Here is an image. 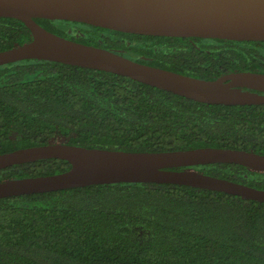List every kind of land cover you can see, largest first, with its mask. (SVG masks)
I'll return each mask as SVG.
<instances>
[{
  "label": "trees",
  "instance_id": "trees-1",
  "mask_svg": "<svg viewBox=\"0 0 264 264\" xmlns=\"http://www.w3.org/2000/svg\"><path fill=\"white\" fill-rule=\"evenodd\" d=\"M35 20L66 38L194 77L264 72V41ZM31 36L22 21L0 17V51ZM59 140L126 151L224 147L264 153V103L200 102L58 61L0 65V154ZM70 167L65 159H40L0 169V181ZM195 168L264 189V172L241 164ZM0 264H264V202L165 182L99 183L2 197Z\"/></svg>",
  "mask_w": 264,
  "mask_h": 264
},
{
  "label": "water",
  "instance_id": "water-1",
  "mask_svg": "<svg viewBox=\"0 0 264 264\" xmlns=\"http://www.w3.org/2000/svg\"><path fill=\"white\" fill-rule=\"evenodd\" d=\"M0 17L22 21L32 35L23 44L1 50L0 65L25 59L58 61L128 76L200 102L264 103V72L234 71L214 79L194 77L66 38L35 20H69L146 35L264 41V0H0ZM48 158L65 159L71 167L60 173L2 180L0 198L99 183L165 182L264 202V189L195 168L236 163L264 172V153L240 148L126 151L59 140L1 153L0 169Z\"/></svg>",
  "mask_w": 264,
  "mask_h": 264
},
{
  "label": "flooded vegetation",
  "instance_id": "flooded-vegetation-1",
  "mask_svg": "<svg viewBox=\"0 0 264 264\" xmlns=\"http://www.w3.org/2000/svg\"><path fill=\"white\" fill-rule=\"evenodd\" d=\"M250 91L256 92V91H254V90H250Z\"/></svg>",
  "mask_w": 264,
  "mask_h": 264
}]
</instances>
